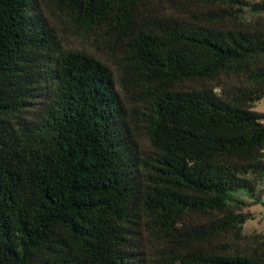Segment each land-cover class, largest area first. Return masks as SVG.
<instances>
[{
  "label": "trees",
  "instance_id": "16d2710c",
  "mask_svg": "<svg viewBox=\"0 0 264 264\" xmlns=\"http://www.w3.org/2000/svg\"><path fill=\"white\" fill-rule=\"evenodd\" d=\"M261 99L264 0H0V264H264Z\"/></svg>",
  "mask_w": 264,
  "mask_h": 264
},
{
  "label": "rangeland",
  "instance_id": "374dc122",
  "mask_svg": "<svg viewBox=\"0 0 264 264\" xmlns=\"http://www.w3.org/2000/svg\"><path fill=\"white\" fill-rule=\"evenodd\" d=\"M254 109L264 112V99L258 101ZM246 200H248V198H246ZM247 211L251 213L252 218L246 221L244 225L245 230L248 232L257 231L260 233H264V193L262 195V202L249 205L247 207Z\"/></svg>",
  "mask_w": 264,
  "mask_h": 264
}]
</instances>
